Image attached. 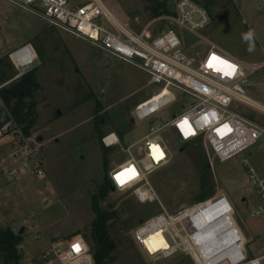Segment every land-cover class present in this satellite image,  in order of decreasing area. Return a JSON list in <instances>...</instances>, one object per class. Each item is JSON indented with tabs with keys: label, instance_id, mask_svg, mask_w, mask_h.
Returning a JSON list of instances; mask_svg holds the SVG:
<instances>
[{
	"label": "rangeland",
	"instance_id": "rangeland-1",
	"mask_svg": "<svg viewBox=\"0 0 264 264\" xmlns=\"http://www.w3.org/2000/svg\"><path fill=\"white\" fill-rule=\"evenodd\" d=\"M103 1L120 19L132 21L136 27L154 17L152 0ZM165 1L172 11L177 0ZM235 1L218 0L212 8L216 19L211 18L202 31L204 39L184 30L185 46L191 53L205 48L207 40L216 45L223 41L227 48L244 54L246 63L258 64L247 89L261 108L242 105L239 109L264 126V0ZM249 32L252 37L245 40ZM23 43H31L38 55L31 68L36 69L38 80L33 94L36 115L32 135L36 136L43 173L33 172L15 182L8 174L13 159L5 152L10 148V138L0 137V228L20 235V264H55L51 255L45 256L48 244L43 232L56 244L86 235L90 247L92 195L104 185L111 167L127 158V144L139 139L149 125L169 119L172 110H180L170 105L150 121H131L135 105L157 89L144 70L51 24L35 11L0 0V55ZM109 132L118 135L119 143H103V136ZM161 134L171 154L169 161L153 172L152 181L164 209L171 215L182 214L186 207L223 193L245 236L248 257L263 254L264 211L250 214L259 198L254 185L245 182L247 165L264 177L262 142L219 161L208 158L201 144L182 145L167 128ZM209 182V195L198 198L202 184ZM102 206L119 213L109 230L114 243L112 264H195L184 250V218L173 233L175 241L164 234L176 249L149 255L133 241L132 231L161 212L162 206L156 201L139 203L127 191L115 189L108 190Z\"/></svg>",
	"mask_w": 264,
	"mask_h": 264
},
{
	"label": "built area",
	"instance_id": "built-area-1",
	"mask_svg": "<svg viewBox=\"0 0 264 264\" xmlns=\"http://www.w3.org/2000/svg\"><path fill=\"white\" fill-rule=\"evenodd\" d=\"M7 1L41 14L51 24L144 70L157 89L135 105L131 115L134 122L157 118L162 109L170 105L180 110H172L169 119L159 125H149L140 139L126 145L124 150L127 158L108 171L112 189L127 191L139 203L156 201L162 206L152 174L170 158V146L161 134V130L166 128L182 145L201 144L208 158L219 161L232 158L259 141L264 145V126L242 115L239 109L242 105L261 108L250 97L247 89L250 76L258 64L240 61L209 40L203 49L191 53L186 50L184 30L204 39L202 31L211 22L208 10L195 0H177L171 13L158 14L141 27H136L132 21L120 19L103 0ZM135 20L138 22L137 18ZM213 54L236 66L232 75L217 70L223 65L208 66ZM7 56L16 70L14 78L29 71L38 57L31 43L12 48ZM0 111L8 117L0 126V137L10 138L9 155L13 161L8 174L14 177L15 182L33 172L42 174L39 147L35 145L36 136L24 134L1 97ZM185 119L191 129L188 134L179 126ZM102 140L107 146L119 143L115 132L105 134ZM136 144L139 145L138 149L133 152ZM153 145L158 146L162 153L159 159L153 154ZM130 166H134L137 175L121 184L116 175ZM246 169L245 182L254 185L259 198L251 209L250 214L254 216L264 211V177H260L248 165ZM162 208L161 212L141 222L132 231L133 241L147 254L145 238L150 231L161 229L163 234L166 233L169 239L175 241L173 233H177V224L183 219L180 213L171 215ZM184 212V250L192 256L195 264H264V253L248 257L246 239L240 229L239 233L233 229L235 240L227 243L221 260L213 262L217 254L210 251L216 241H230L225 232L215 236L214 229L222 225V216L231 219V227L235 228L236 224L233 206L225 194L218 193L198 201L186 207ZM39 235L35 233L36 237ZM43 236L48 244L45 256L51 255L55 264H94L90 247L83 236H73L63 244L48 239L44 232ZM203 238L207 239L202 247L207 257L196 247L195 240ZM73 245H79V250L74 249ZM172 247L176 249L174 245ZM198 253L201 254L199 258Z\"/></svg>",
	"mask_w": 264,
	"mask_h": 264
},
{
	"label": "trees",
	"instance_id": "trees-1",
	"mask_svg": "<svg viewBox=\"0 0 264 264\" xmlns=\"http://www.w3.org/2000/svg\"><path fill=\"white\" fill-rule=\"evenodd\" d=\"M152 1V16L161 13H171L165 0ZM195 1L202 4L208 10L212 19H216V15L213 14L212 8L219 3L218 0ZM15 74L16 70L9 61L7 53L5 55H0V97L8 107L14 120L21 126L24 134L30 136L35 124L36 115V103L33 99L34 91L38 88L36 69H30L17 78H14ZM7 119V115L0 111V126L5 123ZM105 155V150H102L104 166L107 165ZM112 188L109 178L106 177L104 185H101L97 193L93 194L91 198V209L94 213V218L90 222V241L92 242L90 253L94 264H112L113 262L112 250L114 248V243L109 230L116 224L119 213L117 210H110L102 206V202L105 200L108 190H112ZM210 190V182L208 185L203 183L198 193V198L209 195ZM84 236L86 237V235ZM20 241V235L13 233L8 228H0V259L2 264H20L21 252L18 248Z\"/></svg>",
	"mask_w": 264,
	"mask_h": 264
},
{
	"label": "bare ground",
	"instance_id": "bare-ground-1",
	"mask_svg": "<svg viewBox=\"0 0 264 264\" xmlns=\"http://www.w3.org/2000/svg\"><path fill=\"white\" fill-rule=\"evenodd\" d=\"M185 215H186L185 212H183L182 214H180V217L184 218ZM221 219L223 221L222 225L218 228H215L213 234L216 236L218 233L225 232L226 235H229L230 241H226L224 243H223V239H221L220 241L218 240V242L216 241L214 247L211 248V251H210L213 253L215 252L217 254L213 257V262L221 260L222 256L224 255L225 246L227 245V243L235 240L236 236L233 233V229H235L237 233H239V227L237 224H235V228L231 227L230 218L228 220L222 216ZM230 235H232L231 238H230ZM195 241H196V245H197L196 247L198 248V250L202 253V255H204V257H207V254L205 253V251L202 250L203 244L207 242V239L203 238V239H198ZM242 243H243V240H242ZM145 245L147 247L148 254L150 255L157 254L162 251L167 252L172 248V245H170L168 241L166 240V237L164 236L163 231L157 228L155 230L150 231V233L147 235V237L145 238ZM210 255H213V254H210ZM200 256L201 254L198 253L197 257L199 258Z\"/></svg>",
	"mask_w": 264,
	"mask_h": 264
},
{
	"label": "snow or ice",
	"instance_id": "snow-or-ice-1",
	"mask_svg": "<svg viewBox=\"0 0 264 264\" xmlns=\"http://www.w3.org/2000/svg\"><path fill=\"white\" fill-rule=\"evenodd\" d=\"M216 64H220L223 65V68H217L218 71H223L225 75H232L233 72L235 71L236 66L231 64L230 62L221 59L220 57L216 56L215 54H213L210 59H209V67H215ZM181 128H184L186 131V134H188L191 129L188 125V121L187 119L183 120L180 125ZM153 154L154 156H156L157 159L160 158V156H162V153L159 151L158 146L153 145ZM135 175H137L136 170L134 168V166H130L128 168L123 169L120 173H117L116 175V179L121 183H125L126 179L130 180L132 179ZM74 249H76L77 251L79 250V245H73Z\"/></svg>",
	"mask_w": 264,
	"mask_h": 264
},
{
	"label": "crops",
	"instance_id": "crops-1",
	"mask_svg": "<svg viewBox=\"0 0 264 264\" xmlns=\"http://www.w3.org/2000/svg\"><path fill=\"white\" fill-rule=\"evenodd\" d=\"M232 1H234L235 3H236V1L235 0H232ZM238 6V5H237ZM218 45V44H217ZM220 45V46H219ZM219 47L223 50V51H229V52H226V53H228L229 55H231V56H234L235 58H237V59H239L240 61H243V62H246V61H244L245 59L243 58V56H244V54H240V53H238L237 51H235V50H233V49H230V48H227V46L225 45V43L223 42V41H220L219 42ZM252 59V58H251ZM118 136V135H117ZM143 136V135H142ZM141 136V137H142ZM140 137V138H141ZM119 138V137H118ZM139 138V139H140ZM138 140V139H137ZM137 140H135V141H137ZM134 142V141H133ZM7 143H8V141H7ZM4 144V143H3ZM5 150H6V148H5ZM8 151V155H9V152H10V149L8 148L5 152H7ZM9 157H10V155H9ZM238 227H239V225H238ZM239 229H240V227H239ZM241 230V229H240ZM241 232H242V230H241ZM242 234H243V232H242ZM244 235V234H243ZM245 237V236H244ZM50 239V238H49ZM52 240V239H51ZM86 240V239H85ZM54 241V240H53Z\"/></svg>",
	"mask_w": 264,
	"mask_h": 264
},
{
	"label": "clouds",
	"instance_id": "clouds-1",
	"mask_svg": "<svg viewBox=\"0 0 264 264\" xmlns=\"http://www.w3.org/2000/svg\"><path fill=\"white\" fill-rule=\"evenodd\" d=\"M251 37H252V33H247L243 38L245 39V40H250L251 39Z\"/></svg>",
	"mask_w": 264,
	"mask_h": 264
},
{
	"label": "water",
	"instance_id": "water-1",
	"mask_svg": "<svg viewBox=\"0 0 264 264\" xmlns=\"http://www.w3.org/2000/svg\"><path fill=\"white\" fill-rule=\"evenodd\" d=\"M130 120H131V121H133V119H132V118H131Z\"/></svg>",
	"mask_w": 264,
	"mask_h": 264
}]
</instances>
